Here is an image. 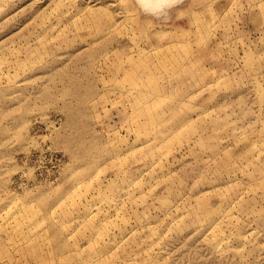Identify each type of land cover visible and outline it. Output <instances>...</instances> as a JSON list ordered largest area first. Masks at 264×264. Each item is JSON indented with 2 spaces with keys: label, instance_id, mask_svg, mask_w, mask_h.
<instances>
[{
  "label": "rangeland",
  "instance_id": "374dc122",
  "mask_svg": "<svg viewBox=\"0 0 264 264\" xmlns=\"http://www.w3.org/2000/svg\"><path fill=\"white\" fill-rule=\"evenodd\" d=\"M0 264H264V0H0Z\"/></svg>",
  "mask_w": 264,
  "mask_h": 264
},
{
  "label": "clouds",
  "instance_id": "9594fccd",
  "mask_svg": "<svg viewBox=\"0 0 264 264\" xmlns=\"http://www.w3.org/2000/svg\"><path fill=\"white\" fill-rule=\"evenodd\" d=\"M182 2L183 0H134L141 13L161 22H167L171 10Z\"/></svg>",
  "mask_w": 264,
  "mask_h": 264
}]
</instances>
